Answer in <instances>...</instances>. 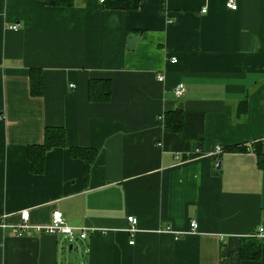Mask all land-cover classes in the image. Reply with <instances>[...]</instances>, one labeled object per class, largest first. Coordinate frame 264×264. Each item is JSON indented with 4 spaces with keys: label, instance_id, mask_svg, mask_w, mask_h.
<instances>
[{
    "label": "crops",
    "instance_id": "1",
    "mask_svg": "<svg viewBox=\"0 0 264 264\" xmlns=\"http://www.w3.org/2000/svg\"><path fill=\"white\" fill-rule=\"evenodd\" d=\"M227 1L0 0V264L65 262L62 236H14L22 210L31 226L61 215L74 264H264V0ZM89 81L108 97L90 100ZM176 108L182 128L165 132ZM46 128L64 147L33 173ZM70 148L95 152L86 178Z\"/></svg>",
    "mask_w": 264,
    "mask_h": 264
},
{
    "label": "trees",
    "instance_id": "2",
    "mask_svg": "<svg viewBox=\"0 0 264 264\" xmlns=\"http://www.w3.org/2000/svg\"><path fill=\"white\" fill-rule=\"evenodd\" d=\"M44 4L48 6H59L68 7L71 5L72 0H41ZM142 0H104L102 4L103 7H108L114 10H134L137 8L138 4ZM95 83L89 81L87 86V96L90 100L103 101L108 97V83H104L102 91L99 92L98 96L95 95ZM40 86L36 88L34 86L33 80L31 79L30 93L37 94L40 93ZM182 111L180 109H174L166 112L161 116L160 121L163 125V130L168 133H177L182 128ZM64 147L63 143V131L60 128H46L43 131L42 142L40 145L31 146L27 149V158L31 166L33 173H40L42 171L43 157L46 151L52 148ZM196 147V146H195ZM69 154L71 157L79 159L83 162L84 166V176L86 178L88 174V169L94 160L95 152L90 149H69ZM188 158H193L192 156H187ZM184 158V157H182ZM256 166L259 170L264 171V154H259L256 160ZM258 254V250L255 249L251 257H255Z\"/></svg>",
    "mask_w": 264,
    "mask_h": 264
},
{
    "label": "built area",
    "instance_id": "3",
    "mask_svg": "<svg viewBox=\"0 0 264 264\" xmlns=\"http://www.w3.org/2000/svg\"><path fill=\"white\" fill-rule=\"evenodd\" d=\"M98 4H102L104 0H96ZM225 7L229 10H235V5L233 0H228L225 3ZM11 30H16V25L10 26ZM171 63H175V59H171ZM162 78L160 76L157 77V81H161ZM69 88H72L73 85L69 84ZM184 89L182 85L178 84L173 89V95L176 99H180L183 96ZM161 118V117H160ZM224 152L220 146H214L212 151L210 152V156H219ZM197 157L201 155L200 149L198 147H193L191 152L187 156ZM178 158V157H177ZM19 224L12 229V233L15 237L29 236L32 232L35 234H49V235H59L62 236L63 239L69 241L74 236V229L66 226L61 215L57 211H53L50 215V221L47 225L44 226H31L28 222V212L27 210H22L19 215ZM127 229L126 232L128 236L131 238L133 233L136 231V220L133 217L126 218ZM188 229L190 231H194L196 229V223L194 221L189 222ZM78 238L83 240L86 237V231L84 229H78ZM261 241H264V235L262 234V230L259 228L254 235ZM129 245H132V241H128Z\"/></svg>",
    "mask_w": 264,
    "mask_h": 264
},
{
    "label": "rangeland",
    "instance_id": "4",
    "mask_svg": "<svg viewBox=\"0 0 264 264\" xmlns=\"http://www.w3.org/2000/svg\"><path fill=\"white\" fill-rule=\"evenodd\" d=\"M73 241H74V237L71 240H69V243H66L63 247H61L60 256L63 259V261L68 262L67 264H74L77 258L80 259V255H77V252L74 248L68 249V245L72 244Z\"/></svg>",
    "mask_w": 264,
    "mask_h": 264
}]
</instances>
